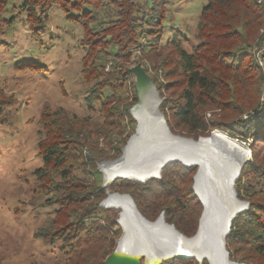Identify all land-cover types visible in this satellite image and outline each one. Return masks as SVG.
Instances as JSON below:
<instances>
[{"label":"trees","instance_id":"obj_1","mask_svg":"<svg viewBox=\"0 0 264 264\" xmlns=\"http://www.w3.org/2000/svg\"><path fill=\"white\" fill-rule=\"evenodd\" d=\"M11 1L0 0V14ZM170 1L20 0L17 7L26 14L33 37L44 31L46 13L54 6L81 28L85 54L80 78L88 86L84 102L91 111L97 105L101 116L96 122L45 106L38 120L36 148L42 165L34 171L35 191L43 196L42 207L55 209L34 237L57 244L63 264H103L112 253L122 231L115 211L99 207L111 193L128 194L150 222L164 212L165 221L183 235L192 236L197 229L202 205L192 191L196 167L173 162L158 179L145 183L116 179L107 188L97 183V165L117 159L133 133L129 108L137 97L134 82L127 83L134 52L140 53L135 64L150 78L149 70L163 72L165 85L151 79L173 134L208 137L215 129L240 122L242 115L256 113L241 122L244 136L253 143L251 159L235 182L238 198L249 207L232 220L225 244L230 260L264 264V79L250 55L255 42L264 40V0H209L192 39L180 41L174 34L163 43ZM12 22L7 20V26ZM13 102V96L0 91V123L7 121L3 111ZM161 264L198 263L170 259Z\"/></svg>","mask_w":264,"mask_h":264},{"label":"rangeland","instance_id":"obj_2","mask_svg":"<svg viewBox=\"0 0 264 264\" xmlns=\"http://www.w3.org/2000/svg\"><path fill=\"white\" fill-rule=\"evenodd\" d=\"M208 2L170 1L162 42L166 43L174 34L180 41L185 37L192 39L200 13ZM19 3L20 0L11 1L0 14V91L14 97V102L3 111L7 121L0 123V264H63L65 256L57 244L49 246L34 237V233L48 223L55 209L54 206L42 207L43 196H37L35 191L34 171L42 165L36 148L38 120L45 106L96 122H101V116L97 105L91 111L84 102L88 86L80 78L85 54L80 47L81 28L68 21L54 6L46 13L44 31L33 37L26 14L17 8ZM11 18L13 22L7 26L6 21ZM263 32L261 30L260 34ZM250 55L264 79V40L255 42ZM139 56V52L132 54L130 68L136 65ZM24 64H35L43 69L21 68ZM149 75L156 83L166 84L161 69L149 70ZM128 80V85L135 83L133 75ZM260 105L264 106V82ZM249 114L250 118L256 116L253 111ZM250 118L244 114L240 122L213 130L249 151V160L253 140L244 136L241 122ZM180 136L192 138L185 133ZM97 183L102 184L99 170ZM110 209L115 211L118 220L120 209Z\"/></svg>","mask_w":264,"mask_h":264},{"label":"water","instance_id":"obj_3","mask_svg":"<svg viewBox=\"0 0 264 264\" xmlns=\"http://www.w3.org/2000/svg\"><path fill=\"white\" fill-rule=\"evenodd\" d=\"M129 72L135 78L137 97L129 114L136 125L121 155L97 165L99 171L100 164L114 165L107 177L100 171L101 187L107 188L116 179L138 183L158 179L166 165L177 162L184 167H196L192 191L202 205V212L195 234L186 237L165 221L164 212L150 222L139 213L128 194H108L99 207L115 208L107 202L111 195L124 198L129 206L127 215L135 222L130 217L125 228L121 221L127 220V216L120 209L116 222L122 235L103 264H161L170 259H194L198 264H243L229 259L225 238L232 220L249 207L248 202L237 198L234 186L250 152L220 137L216 131L196 140L173 134L160 112L163 99L154 81L140 65L131 67Z\"/></svg>","mask_w":264,"mask_h":264},{"label":"bare ground","instance_id":"obj_4","mask_svg":"<svg viewBox=\"0 0 264 264\" xmlns=\"http://www.w3.org/2000/svg\"><path fill=\"white\" fill-rule=\"evenodd\" d=\"M217 132V131H216ZM219 136L226 139V140H230L232 141L230 138H228L227 136H225L224 134L218 132ZM238 143V142H237ZM112 166H114L112 163H104V164H100L99 165V168H100V171L105 174V176L107 177V175L109 174L110 172V169L112 168ZM148 172V171H146ZM130 177L133 178V176H131V174L129 175ZM135 178V177H134ZM198 191V190H197ZM198 194L200 195V192H198ZM108 204L115 207V208H119V209H122L124 214L127 216V220L126 218L123 219L121 221V224L126 228L127 227V223L130 221V219L132 220V216L129 217L130 214L127 215V212H129V206H128V202L126 199L124 198H120L116 195H111L109 196L108 200H107ZM130 218V219H129ZM132 222L134 223L135 221L132 220ZM151 264H156L155 262L151 263Z\"/></svg>","mask_w":264,"mask_h":264}]
</instances>
